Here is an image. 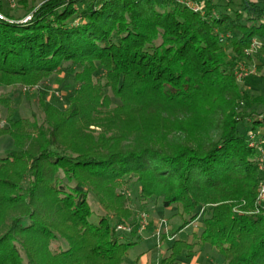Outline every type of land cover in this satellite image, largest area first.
Masks as SVG:
<instances>
[{"label": "trees", "instance_id": "16d2710c", "mask_svg": "<svg viewBox=\"0 0 264 264\" xmlns=\"http://www.w3.org/2000/svg\"><path fill=\"white\" fill-rule=\"evenodd\" d=\"M83 1L22 2L29 21H0V87L73 83L66 108L43 103L39 122L14 118L12 98H0V137L13 146L0 158V264H123L138 235L116 230L136 221L124 187H135L138 212L154 200L185 217L172 237L207 214L196 242L172 239L158 264L195 246L221 264H264V170L248 141L264 129V88L233 77L252 63L264 86V5ZM252 39L261 47L245 56ZM243 121L251 128L239 134ZM89 193L102 211L95 224Z\"/></svg>", "mask_w": 264, "mask_h": 264}, {"label": "rangeland", "instance_id": "374dc122", "mask_svg": "<svg viewBox=\"0 0 264 264\" xmlns=\"http://www.w3.org/2000/svg\"><path fill=\"white\" fill-rule=\"evenodd\" d=\"M43 0H14V3L12 6H10V2L8 0H0V14L4 16L5 19H7L8 16L14 15L16 18V22L23 23V20L28 17L24 16L25 9H22V2H25L26 5L30 7H35L38 4H40ZM89 0L83 1L84 5L88 3ZM82 6L81 4L79 5ZM9 19V18H8ZM7 19V20H8ZM29 21V20H28ZM62 75L59 77L52 75L49 78H45L43 80H40L34 84H16L12 86L7 87H0V98L3 97H10L12 98V106L15 109L14 118H28L31 120L32 115L35 116V119L37 122H39L42 118V109L41 105L44 103L45 105L48 104H54L60 108H66L67 106V98L69 97L71 90L73 89V83L69 78H65L62 82H60L62 79ZM252 78H256V76L249 77V82H245L242 87L250 88L251 91H258L259 89L264 88L261 84L256 85L255 82L252 80ZM256 85V87H255ZM24 89L26 91H24ZM56 91V93H55ZM261 91V90H259ZM114 102V101H113ZM7 112L5 109H3L2 106H0V126L5 125ZM251 125L247 122H239L237 124V132L239 134H244L246 131H250ZM259 131H264V129H256L253 131V133H258ZM179 135V134H176ZM173 134L169 135L168 137L173 139ZM13 150L12 142L8 137H0V158L4 157L6 155V152ZM133 188H126L124 187L122 190L128 194V200H129V207L130 210L133 211L134 216L133 219L137 218V212L138 209V203H136V199H134L135 194ZM119 191V190H118ZM87 203L92 211V216L89 219V221L93 224L97 223L98 218L102 215V211L99 208V206L96 204V201L91 193L87 196ZM156 210H155V209ZM154 209V211H151L152 214L155 215L157 213L160 215L163 219H159L158 223H162L163 227H168L169 231L172 234H175L178 228L181 226L183 219L178 216V210L175 207H170L169 209H163L160 207L159 201H148L145 210L150 211ZM144 211L145 213H147ZM207 217V214L201 215L196 221L193 222V224L184 231V233H178L176 234V239H183L186 240V235L189 238V242L192 243L193 240L191 239L192 231L196 230L198 231V227H200V224L204 218ZM149 222V219H148ZM161 228V230H164V228ZM148 228V227H147ZM157 228V227H156ZM155 228V229H156ZM154 228L147 229L145 231H142L140 234L131 238V242L133 245L129 248L128 254L123 260V264H134V261L137 257H141L142 255H154V254H160L161 252H165V248L168 247L169 240L165 239L161 241V246H157L154 232ZM152 234H151V232ZM165 233V231L163 232ZM162 233V234H163ZM148 238V239H145ZM168 240V241H167ZM171 241V240H170ZM61 248L66 249L67 245L63 241H59ZM160 252V253H159ZM168 250L166 251V254H162L160 256V260L164 257L168 256ZM219 258V262H220Z\"/></svg>", "mask_w": 264, "mask_h": 264}, {"label": "built area", "instance_id": "2783aa9c", "mask_svg": "<svg viewBox=\"0 0 264 264\" xmlns=\"http://www.w3.org/2000/svg\"><path fill=\"white\" fill-rule=\"evenodd\" d=\"M61 2L67 3L70 0H59ZM10 2V6L13 5L14 0H8ZM181 2V1H179ZM186 6L192 9L193 11H198L199 6L193 3H186ZM30 19V17H26L23 20V23L27 22ZM0 21H6L4 16L0 14ZM261 47V42L258 39H252L250 42V46L248 49L244 51V55L248 56L249 54L256 52ZM256 74V68L252 63L244 64V63H238L233 68V77L235 82L238 85H243L249 77L254 76ZM24 91H26L24 89ZM56 93V91H55ZM248 141H249V147L254 148L257 152V162L259 165L260 170H264V137L261 136L260 133H248ZM257 203L262 205V208H264V182H262L257 189ZM163 222L158 223V227L155 229V240L157 243H159L161 234L164 232L161 230L163 227ZM136 228V233L140 234L142 231H145L148 227V214L145 212H138L135 226L132 225H122L118 224L116 226V230L120 232H126L130 233L133 228ZM165 229V226L163 227Z\"/></svg>", "mask_w": 264, "mask_h": 264}, {"label": "crops", "instance_id": "0c3cea01", "mask_svg": "<svg viewBox=\"0 0 264 264\" xmlns=\"http://www.w3.org/2000/svg\"><path fill=\"white\" fill-rule=\"evenodd\" d=\"M234 1L236 2V0H234ZM247 1L259 4V5H264V0H247ZM255 76L257 77V71H256ZM248 89H250V88H248ZM154 209H152L150 211H148V210L146 211L147 214H148V218H149V226H148L147 229H151L152 230L154 228L153 231H155V228L158 227V220L159 219H163L157 213H155V215L151 213V211H154ZM192 224L193 223H191L190 225H188L185 228L181 229L178 233L179 234L180 233L181 234L184 233V231L189 229V227ZM163 231H165V233L161 234V238H160L159 243L156 242L157 246H159V245L161 246V241L162 240L168 239L169 240V244H171L172 239H176V235L174 237H172L173 234L169 231L168 227H165V229ZM152 232H151V234H152ZM192 232L193 233L191 234L192 235L191 239L193 240L192 243H194V242H196V239H197V237L199 235V231H197V227H196V230L192 231ZM135 236H137V235H135ZM186 238L189 240L187 235H186ZM145 239H148V238H145ZM187 239H186V241L189 242ZM168 247L165 248V252H163V253L159 252L160 254L142 255L141 257L140 256L137 257L136 259L138 260V264H158L159 261H160V258H161L160 256H162V254H166V251H167ZM219 258L221 259V257L215 251H213L211 249H208V248H201L199 246H195L194 252L191 255L183 254L182 256L179 257L178 261H179V264H221V260L219 262Z\"/></svg>", "mask_w": 264, "mask_h": 264}]
</instances>
